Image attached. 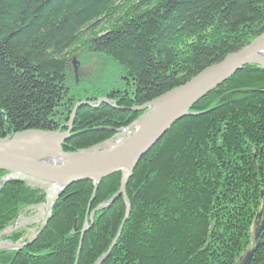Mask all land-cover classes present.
Here are the masks:
<instances>
[{"label":"trees","instance_id":"obj_1","mask_svg":"<svg viewBox=\"0 0 264 264\" xmlns=\"http://www.w3.org/2000/svg\"><path fill=\"white\" fill-rule=\"evenodd\" d=\"M263 32L264 0H0V138L58 130L90 101L73 121L75 133L85 132L64 149L99 144L143 114L133 108ZM83 52L116 71L112 85L78 83L73 62ZM101 97L116 107L96 106ZM191 112L201 113L178 120L134 169L130 214L102 264H237L250 249L249 264H264V229L254 240L264 203V68L246 65ZM120 185L114 173L96 191L91 180L68 186L37 239L0 250V264H75L91 211ZM46 196L22 179L1 186L0 231ZM125 213L122 196L95 212L77 264L108 250Z\"/></svg>","mask_w":264,"mask_h":264},{"label":"water","instance_id":"obj_2","mask_svg":"<svg viewBox=\"0 0 264 264\" xmlns=\"http://www.w3.org/2000/svg\"><path fill=\"white\" fill-rule=\"evenodd\" d=\"M248 64L264 67V32L240 50L228 54L221 62L205 68L186 83L142 106L135 107V111H143V114L127 126L128 131L131 130L129 134L126 131L119 135L121 129H115L117 133L102 143L78 151H64L63 143L77 134L72 131L78 108L83 105L94 106L90 101H81L74 106L70 121L58 130L30 129L0 138V170L6 171L9 175L20 174L55 183L62 190L72 183L91 180L95 191L102 179L114 173H121L118 192L91 211L81 230L80 243L83 235L92 226L95 212L109 207L122 196L126 206L125 217L109 249L94 263L102 264L114 248L130 214L131 204L126 194V185L139 160L179 119L187 115L200 114L201 112H191L193 105ZM74 68L75 70L78 68L75 59ZM103 102L116 107V103L107 97L99 98L96 106ZM50 158H63L62 164L51 165L48 163ZM257 218L260 222L254 230V240L259 239L264 229V203ZM39 234L40 231L30 241L20 246L30 245ZM254 250L245 254L242 264H249Z\"/></svg>","mask_w":264,"mask_h":264},{"label":"rangeland","instance_id":"obj_3","mask_svg":"<svg viewBox=\"0 0 264 264\" xmlns=\"http://www.w3.org/2000/svg\"><path fill=\"white\" fill-rule=\"evenodd\" d=\"M74 59L78 62V68H77V70H75V68H74V71H75L74 73H75V76L78 79V83H80V84H86V83H88V84H90V83L91 84H95V83H98L99 80L102 83H106V82L108 83L109 81H111V83L109 85H112L114 83V81H112V80L115 79L114 77H115L116 71H113L112 68H109L108 67V63L107 64L106 63H103L102 61L97 60V57L96 56H93V55L88 54L86 52L78 53L75 56ZM251 65H253V64H251ZM260 67H262V66H260ZM262 68H264V67H262ZM240 70H238V71H240ZM238 71H236L235 73H237ZM235 73L233 75H235ZM118 129H121L118 132L119 135L120 134H123L126 131H127L128 134L131 132V130H130V132L128 131L127 126L126 127H121V128H118ZM114 130H112V131H114ZM82 132H85V131H81V132L78 131L76 135H78V134H80ZM72 133H75L74 130L72 131ZM116 133H117V131H114L113 136ZM64 145H65V142L63 143V150L64 151L72 152V151L82 150V149H78V150H65L64 149L65 148ZM138 163H137V165H138ZM137 165H136V167H137ZM16 178L17 179L26 180L31 185L37 186V187L45 190L47 192V196H46L45 201L43 203H41V204L31 205V206L24 207L23 208V212L15 220L11 221L4 229H2L0 231V250H3V249L4 250H6V249H10V250H19V249H22L23 247L20 246V245H23L22 243H25V242L30 241L39 231L41 232L43 230V228L46 225L47 219L50 216V213H51V211L53 209L54 202L60 196V194L62 193V191L65 188H67L68 186L74 184V183H72V184L64 187L63 190H62V188L58 184H55V183L43 181V180H40V179H37V178L28 177V176H24V175L22 176L20 174H17V176H15V174H14V175H12V177H10L9 174L6 173V174H3L2 177L0 178V188H1V186L5 185L7 182H10L11 180L16 179ZM86 181H88V180H86ZM258 224H259V222H257L256 226ZM256 226H255V228H256ZM16 232L20 233V235L23 234L24 236L22 235L23 237L21 238V240H18V241L17 240H15V241L10 240L11 238L9 236H11V234L16 233ZM37 237H38V235H37ZM37 237L35 238V240L37 239ZM83 238H84V235H83ZM23 239H28V240L25 241V242H23ZM82 243H83V239H82V242L79 243L80 249H81ZM24 247H26V246H24ZM251 250L252 249H250L249 251H251ZM79 252H80V250L78 248L75 264L78 262L79 255H80ZM242 262H243V258L240 259L237 262V264H242Z\"/></svg>","mask_w":264,"mask_h":264},{"label":"bare ground","instance_id":"obj_4","mask_svg":"<svg viewBox=\"0 0 264 264\" xmlns=\"http://www.w3.org/2000/svg\"><path fill=\"white\" fill-rule=\"evenodd\" d=\"M76 61V60H75ZM74 63V62H73ZM57 142V141H56ZM55 142V143H56ZM51 159V158H50ZM63 158H59V159H51V160H48L49 162L48 163H50L51 165H53V164H57V163H61L62 164V162H61V160H62ZM0 171H2V170H0ZM10 177H12V175H9ZM15 176H17V174H15ZM18 178V177H17ZM16 178V179H17ZM75 229V228H74ZM83 229V228H82ZM88 232V231H87Z\"/></svg>","mask_w":264,"mask_h":264}]
</instances>
